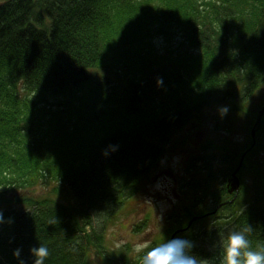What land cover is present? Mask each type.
Masks as SVG:
<instances>
[{
    "label": "trees",
    "instance_id": "16d2710c",
    "mask_svg": "<svg viewBox=\"0 0 264 264\" xmlns=\"http://www.w3.org/2000/svg\"><path fill=\"white\" fill-rule=\"evenodd\" d=\"M262 85L264 0H0V209L15 220L0 228V264H17L16 248L32 264L28 249L39 245L45 264H140L126 243L105 245L108 220L207 107L248 116L257 94V117ZM255 152L264 153V112L244 147L201 143L189 169L203 176L187 182L198 193L170 208L152 245L177 231L193 255L221 264V242L248 224L253 248L264 245ZM242 155L237 176L247 171L254 185L239 179L230 202L226 179Z\"/></svg>",
    "mask_w": 264,
    "mask_h": 264
},
{
    "label": "rangeland",
    "instance_id": "374dc122",
    "mask_svg": "<svg viewBox=\"0 0 264 264\" xmlns=\"http://www.w3.org/2000/svg\"><path fill=\"white\" fill-rule=\"evenodd\" d=\"M158 43H160V47L165 45L161 40H158ZM260 90H264V86L260 87L256 93ZM252 98L251 103L247 105L248 116L239 110H230L229 106H226L228 112L225 114L221 111L225 107L224 105H211L203 111L204 119L199 125H195L192 121L175 134L164 155L150 172L143 189L129 199L121 211H117L108 220L104 242L109 249H117L126 243L135 250V246L139 242L162 238L166 229L164 221L166 213L180 201L188 204L192 195L198 193V191L193 192L188 189L187 182L203 176L198 170L189 169L198 164L200 144L205 141L219 145L225 142L228 148H232L233 145L244 147L251 138L253 139L254 136L250 138L249 123L251 124L256 117L254 114L257 107L256 109L254 107L259 100L257 94ZM225 126L230 128L226 131L222 130ZM251 160H258L261 165H264V153L259 152L257 155L255 152ZM219 170L216 169L215 172ZM222 175V172L218 173L219 177ZM239 179L241 182L244 181L249 190L253 188V179L247 171H244L242 175L239 174ZM220 180L221 178L216 180L215 187L218 186L217 182ZM179 184H182L184 190L180 188ZM35 190V195L46 192V189L43 190L41 186H37ZM207 202L208 199H205L196 210L206 211L208 209ZM144 218H147V226L141 232L134 233V225ZM98 262L99 260L92 261V263Z\"/></svg>",
    "mask_w": 264,
    "mask_h": 264
},
{
    "label": "clouds",
    "instance_id": "9594fccd",
    "mask_svg": "<svg viewBox=\"0 0 264 264\" xmlns=\"http://www.w3.org/2000/svg\"><path fill=\"white\" fill-rule=\"evenodd\" d=\"M157 82L162 84V78ZM221 111L226 114L228 108L225 106ZM112 148L113 151L118 150V145ZM14 223V217H5L3 209H0V228ZM252 232L253 227L248 224L238 231L227 234L221 242V264H264V245L253 248L249 239ZM194 247L193 241L177 237L167 241L162 240L155 246L151 241L144 240L136 244L135 251L140 257V264H207L206 260L192 254ZM22 251V248L13 251L17 264H26L25 259L22 258ZM28 253L33 258L32 264H45L50 255L49 249L44 245L29 248Z\"/></svg>",
    "mask_w": 264,
    "mask_h": 264
},
{
    "label": "water",
    "instance_id": "95a60500",
    "mask_svg": "<svg viewBox=\"0 0 264 264\" xmlns=\"http://www.w3.org/2000/svg\"><path fill=\"white\" fill-rule=\"evenodd\" d=\"M264 112V105L261 107V109L258 111V115L256 117V120H255V124H254V127L251 129V136L253 137L254 136V132H255V126L256 125H259L260 123V119H261V116ZM244 155V154H243ZM243 155L241 156L239 162H238V165L237 167L234 169L233 172L230 173V175L227 177L226 179V189H227V192L229 194H234L232 199H230V202H232L236 196H237V193L239 191V186H240V182H239V178L237 176V172L239 171L240 169V166H241V163H242V160H243ZM177 231H174L168 240H171L174 238L175 234H176Z\"/></svg>",
    "mask_w": 264,
    "mask_h": 264
}]
</instances>
